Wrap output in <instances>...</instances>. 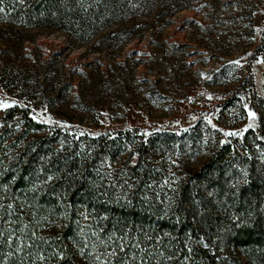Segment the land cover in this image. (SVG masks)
Wrapping results in <instances>:
<instances>
[{
	"label": "rangeland",
	"instance_id": "obj_1",
	"mask_svg": "<svg viewBox=\"0 0 264 264\" xmlns=\"http://www.w3.org/2000/svg\"><path fill=\"white\" fill-rule=\"evenodd\" d=\"M32 2H0L5 264H264V0H136L93 30Z\"/></svg>",
	"mask_w": 264,
	"mask_h": 264
},
{
	"label": "trees",
	"instance_id": "obj_2",
	"mask_svg": "<svg viewBox=\"0 0 264 264\" xmlns=\"http://www.w3.org/2000/svg\"><path fill=\"white\" fill-rule=\"evenodd\" d=\"M10 2V0H2ZM31 7L29 8L27 13L28 19H32V17L43 15L47 12V10H51L52 8H62L64 9V12L69 15L78 16L83 19V27L86 28V30H93L96 27L103 28L108 25H112L114 19L121 15L125 16H133L138 12V10H134L133 6L136 4V0H32ZM67 11V12H66ZM110 35H107L105 38V41L110 40ZM106 44V43H105ZM107 45V44H106ZM109 47V45L107 46ZM74 200V199H72ZM56 200H54L55 202ZM90 202L94 201L93 198L89 199ZM135 209V210H134ZM125 212V210H122ZM129 215L134 217H139V212L136 210L135 207H132V209L127 210ZM65 232L67 229H65ZM238 239L236 242L239 241V239L245 240V245H252L255 241L256 234L253 230H244V232L239 231L238 232ZM68 234H64V239L67 238ZM256 243V242H255ZM14 246L15 241L13 242ZM6 248V247H5ZM5 248L0 243V263L5 264L4 260V253ZM45 244H39V249L43 250L45 249ZM12 251H14V248L12 247ZM62 249V248H61ZM26 252V251H25ZM30 252V253H29ZM29 254L31 258L33 256L31 255V250L29 249ZM12 259L9 260V264H27V260L23 258L22 260H19L17 258V252H11ZM207 259H211V261L214 262V258L207 257ZM50 264H56V263H50ZM57 264H76L74 260L72 261L70 258L67 257L62 262H58Z\"/></svg>",
	"mask_w": 264,
	"mask_h": 264
},
{
	"label": "snow or ice",
	"instance_id": "obj_3",
	"mask_svg": "<svg viewBox=\"0 0 264 264\" xmlns=\"http://www.w3.org/2000/svg\"><path fill=\"white\" fill-rule=\"evenodd\" d=\"M0 2H2V0H0ZM4 9L3 8H0V12H3ZM236 63H239L238 61ZM0 107H4V108H7V107H11V105L9 104H5L3 103L2 101H0ZM250 115L255 118V113H250ZM227 135H236L235 133H227Z\"/></svg>",
	"mask_w": 264,
	"mask_h": 264
}]
</instances>
